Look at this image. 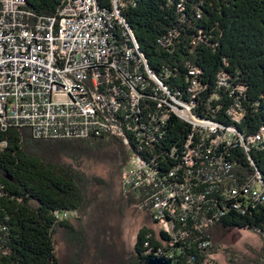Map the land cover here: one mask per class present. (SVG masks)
<instances>
[{
	"label": "trees",
	"instance_id": "16d2710c",
	"mask_svg": "<svg viewBox=\"0 0 264 264\" xmlns=\"http://www.w3.org/2000/svg\"><path fill=\"white\" fill-rule=\"evenodd\" d=\"M63 1L25 0V4L37 16H47L57 13ZM112 1L97 0V8L109 15L103 8H110ZM119 2H123L125 33L117 31L113 20L109 28L111 37L120 38V50L131 52L132 58L124 56L130 67L138 66L133 31L146 58L140 63V76L149 73L156 89L169 87L184 105L195 104L198 116L230 126L241 142H250L251 135L260 133L254 138L257 148L249 152L251 165L242 145H211L210 139L202 140L201 132L176 114L171 113L158 132L147 119L140 122L146 135L143 145L153 152L163 170L186 167L183 156L191 134L192 145L204 141L197 153L206 157L195 159L192 172H183V179L204 176V166L214 169L222 163L233 165V175L213 183L206 199L221 214L222 227L257 232L262 245L249 246L246 253L239 255L242 257H237V251L230 247L203 246L201 242L209 237L196 227L188 231L189 238L187 235L186 239L171 242L166 231L156 234L144 225L131 248L120 247L110 223L96 221V212L90 207L91 189L101 184L98 181L108 187L117 183L115 173L103 180L96 168H120L129 149L138 152L148 165H154L153 155L140 149L135 125L127 124L124 144L114 136L37 139L24 130H3L0 126V140L7 141L0 149V185L4 188L0 199V223L4 227L0 232V264H144L147 256L158 250L168 254L173 264H204L215 251H223L232 264H264V203H248L243 190L236 195L230 191L232 186L245 183L244 175L238 177L239 169L257 171L258 181L264 183V0ZM194 79L199 83L197 89H191ZM146 95L147 106L142 113L163 115L164 108L150 99L155 92L147 90ZM235 103L243 110L242 117L230 112ZM149 135L155 140L151 141ZM169 182L174 189L180 186L178 180ZM209 183L201 182L199 189L208 190ZM123 199L129 206L132 200ZM171 199L176 205H182V199L184 203V195ZM237 203L241 209L234 206ZM63 212L79 215L61 217ZM149 219L154 222L151 213ZM59 233L78 244L67 260L57 252Z\"/></svg>",
	"mask_w": 264,
	"mask_h": 264
},
{
	"label": "built area",
	"instance_id": "2783aa9c",
	"mask_svg": "<svg viewBox=\"0 0 264 264\" xmlns=\"http://www.w3.org/2000/svg\"><path fill=\"white\" fill-rule=\"evenodd\" d=\"M118 1L113 0L110 8L103 9L109 11L114 26L122 34L125 33L121 13L123 3ZM132 35L137 67H130L120 53V38L115 40L106 36L99 14H94L90 0H64L57 13L47 16H37L28 10L25 0H0V123L5 130H24L37 139L114 136L123 144L127 124H134L140 149L153 155L154 165L139 162L127 152L122 179L124 192L150 207L152 219L160 230L170 235L171 242L186 239L187 235L189 238L188 231L196 227L207 232L209 238L201 243L210 247L213 240L209 229L219 222L221 214L206 198L210 194L209 188L214 187L213 183L233 175V165L222 163L214 169L204 166L201 171L204 176L183 179V172H192L195 159L203 156L197 150L204 141L197 146L192 145L194 139L191 134L185 143L183 156L186 167L179 165L169 171L163 170L155 161L153 152L143 145L146 135L141 131L143 124L140 122L147 119L154 132H158L171 113L184 117L201 132L202 140L210 139L211 145H242L251 165L253 161L249 152L257 148L254 138L260 133L251 135L250 142H241L230 126L198 116L195 104L184 105L169 87L156 89L149 73L140 76V63L146 58L139 50L133 31ZM191 73L199 71L191 70ZM197 88L199 83L194 79L191 89ZM110 90L131 95L132 104L111 100ZM147 90L155 92L150 99L156 102L157 107L164 108L163 115L142 113L147 106ZM234 105L230 112L242 117L243 110L238 103ZM149 137L151 141L155 140L154 136ZM6 145V140H0V149ZM239 171L238 177L244 175L245 183L232 186V194L243 190L248 203H264V183H259L257 171ZM170 180L179 181L184 193L183 205L172 201ZM207 181H210L208 190L201 191V182ZM3 196L4 188L0 185V199ZM234 206L242 208L240 203ZM69 213H61V217H67ZM3 229L0 223V232ZM156 253L170 257L162 250ZM204 264L218 263L209 257Z\"/></svg>",
	"mask_w": 264,
	"mask_h": 264
},
{
	"label": "rangeland",
	"instance_id": "374dc122",
	"mask_svg": "<svg viewBox=\"0 0 264 264\" xmlns=\"http://www.w3.org/2000/svg\"><path fill=\"white\" fill-rule=\"evenodd\" d=\"M119 3L118 5H121ZM127 152L130 154V149L127 150ZM127 155L128 154L125 153L123 159H121L120 168L117 167V169H114L103 166H98L96 168V171L103 180L115 173L117 183L114 186L108 187L104 181H98L101 184H98L91 189L90 207L91 210L96 212V221H107L110 223L109 225L115 235L116 242L120 245V247L125 246L129 249L132 247L140 227L149 225L156 232V234H159L160 227L155 222H150V207L141 204L134 195L126 194L123 190L122 179ZM130 155L132 156V154ZM132 158L134 159V157ZM177 190L181 192L182 188ZM172 194L176 196L175 193ZM123 198L132 200L130 201L131 203L129 206L126 205ZM78 215V212L69 213L67 218H73ZM71 220L75 221V219ZM84 220H86V217H84ZM209 233L214 243L212 245L213 249L214 246L215 249H220V245L223 247H230L231 249H235L237 251V257H242L239 255L246 253L248 249H250L249 246L253 248H260V245H262V237L257 234V232L240 228H224L219 224V222L214 223V225L210 227ZM77 245L78 244L72 239H69L68 241L67 239L65 240L60 233L56 237L57 252L62 259L67 260L71 249ZM210 256L211 258H214L215 262L218 264H232L228 262V258L223 251H215V255L212 256V254H210ZM87 257L88 256L85 255L84 259Z\"/></svg>",
	"mask_w": 264,
	"mask_h": 264
},
{
	"label": "bare ground",
	"instance_id": "6f19581e",
	"mask_svg": "<svg viewBox=\"0 0 264 264\" xmlns=\"http://www.w3.org/2000/svg\"><path fill=\"white\" fill-rule=\"evenodd\" d=\"M90 6H91V8L93 9V12H94V14H99V21H100V23H101V26L102 27H104V31H105V34H106V36L107 37H111V32H110V28H109V26H110V22H111V20H113V18L111 19V17H110V14L108 15V14H104L103 12H101L98 8H97V0H90ZM103 10H107V9H103ZM108 11V10H107ZM109 12V11H108ZM113 25H114V23H113ZM132 35V34H131ZM133 41H134V38H133ZM133 51H134V48H133ZM120 53H123V56H125L126 55V57L127 58H132V56H131V52L130 51H122V50H120ZM138 59V58H137ZM116 94H119L120 96L119 97H113L114 95H116ZM110 99L112 100V99H114V100H122V103L123 104H131V100H132V96L131 95H129V94H124V93H122V92H120V91H117V90H110ZM235 114L237 115V116H239L236 112H235ZM184 118V117H183ZM0 126L2 127V123H0ZM130 128V126H128V129ZM3 130H5V129H3ZM132 130V129H131ZM124 131H126V130H124ZM133 132V131H132ZM233 132V131H232ZM235 132H233V134H234ZM235 135V134H234ZM130 154H132V157H134V159H138V161L139 162H142V163H145V164H147L146 163V161L138 154V152H136V151H134V150H132V149H130ZM148 165V164H147ZM258 173V172H257ZM258 175V174H257ZM188 177V176H187ZM190 177V176H189ZM260 181V180H259ZM172 182V181H171ZM170 183V182H169ZM259 183H261V182H259ZM172 185V184H171ZM170 184H169V193H170V196H171V198L172 197H174V195L172 194V193H175L176 194V196H183L184 195V193H183V191H181V192H179L177 189H179V188H182L181 186H177V187H175V189L176 190H174V186L172 187ZM177 185V184H176ZM172 190H174V192H172ZM176 198V197H175ZM177 200V199H176ZM182 201V205L184 204L183 203V200H181ZM178 203V202H177Z\"/></svg>",
	"mask_w": 264,
	"mask_h": 264
},
{
	"label": "water",
	"instance_id": "95a60500",
	"mask_svg": "<svg viewBox=\"0 0 264 264\" xmlns=\"http://www.w3.org/2000/svg\"><path fill=\"white\" fill-rule=\"evenodd\" d=\"M144 264H173V261L164 254L154 252L147 256Z\"/></svg>",
	"mask_w": 264,
	"mask_h": 264
}]
</instances>
